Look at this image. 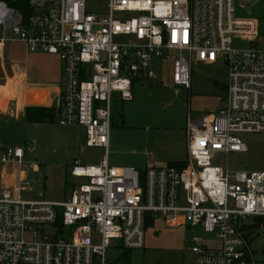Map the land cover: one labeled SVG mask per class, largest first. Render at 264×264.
<instances>
[{
	"label": "built area",
	"instance_id": "built-area-1",
	"mask_svg": "<svg viewBox=\"0 0 264 264\" xmlns=\"http://www.w3.org/2000/svg\"><path fill=\"white\" fill-rule=\"evenodd\" d=\"M91 1L0 0L1 58L12 41L58 56V122L82 126L86 147L106 151L97 165L74 160L69 195L57 202L23 196L36 190L39 164H27L21 146L0 142V264H108L113 241L143 248L157 218L214 237V244L192 237L196 264H258L250 237L264 228V170L213 160L246 152L242 133H264L259 21L236 16L235 0H107L90 11ZM219 61L227 69L219 108L189 117L182 165L109 164L113 93L132 101L133 86L159 71L169 76L164 85L190 88L194 64ZM11 82L22 101L24 82Z\"/></svg>",
	"mask_w": 264,
	"mask_h": 264
},
{
	"label": "rangeland",
	"instance_id": "rangeland-1",
	"mask_svg": "<svg viewBox=\"0 0 264 264\" xmlns=\"http://www.w3.org/2000/svg\"><path fill=\"white\" fill-rule=\"evenodd\" d=\"M96 3L98 6L96 7ZM107 0H92L88 8L103 10ZM235 15L257 19L262 36L257 46L264 49V0L248 3L235 0ZM5 58L0 56V83L8 76L28 73L25 104L36 106L49 100L54 103L57 88L62 84L61 62L56 55L45 52L29 53L18 41L9 42ZM28 61H27V60ZM169 76L159 71V77L145 86H133V100L123 101L119 93L112 96V127L108 162L113 166H132L144 170L151 166H164L187 157L186 140L190 116L215 112L220 105L227 69L223 62L194 64L191 87L164 85ZM45 83L52 84L49 87ZM12 82L2 86L0 98L13 95ZM1 107V103H0ZM247 151L217 154L213 164L251 171L264 170V133H242ZM0 142L15 144L25 150L26 163L37 162L41 176L33 175L36 190L23 194L61 201L69 194L66 171L76 158L89 165L101 162L106 151L86 147L84 129L78 125L27 123L19 117L0 116ZM33 144V147L31 146ZM253 223V218L244 220ZM190 230L188 226L172 227L157 218L154 226L146 229L145 246L127 250L119 240L107 250L108 264H196V256L189 249L193 236H202L209 244L214 237ZM251 249L258 264H264V228L250 237Z\"/></svg>",
	"mask_w": 264,
	"mask_h": 264
},
{
	"label": "crops",
	"instance_id": "crops-1",
	"mask_svg": "<svg viewBox=\"0 0 264 264\" xmlns=\"http://www.w3.org/2000/svg\"><path fill=\"white\" fill-rule=\"evenodd\" d=\"M260 31H261V28H260ZM261 36H262V32H261ZM7 77H8V80H10V81H13L16 78L22 80L24 82V85H25V88H26V82H27V80L29 78V75H28V73H24L23 75L15 74L12 77L7 75ZM4 84L5 83H3V84L0 83V85H4ZM45 84L48 85L49 87H52V84H49V83H45ZM60 92H61V87H60V89L57 88V95H56V99H55L54 103H52V102L50 103L49 100H46L43 103H38V104H36V106H31V107H35V108L36 107L53 108L56 111V122H58V119H59V116H60V114H59ZM0 93H3L1 87H0ZM0 103H1L0 116L7 115V116H14L15 118L19 117L20 119H22L25 122H27L26 121V116H27L26 115V109L28 108V106L25 104V98L21 101L19 98H16L14 95H11V96H6V98H4V97L0 98ZM27 123H29V122H27ZM33 124H45V125H47V124H52V123H33ZM79 127H82V126H79ZM84 132H85V129H84ZM31 146L33 147V144H31ZM186 150H187V140H186ZM183 161L184 160L173 161V162H183ZM39 167H40V170H41V166L40 165H39ZM40 195L44 196L43 193H41ZM68 195H65L64 199H66L68 197ZM49 200H51V199H49ZM63 200H61V201H63ZM57 202H60V201H57Z\"/></svg>",
	"mask_w": 264,
	"mask_h": 264
},
{
	"label": "trees",
	"instance_id": "trees-1",
	"mask_svg": "<svg viewBox=\"0 0 264 264\" xmlns=\"http://www.w3.org/2000/svg\"><path fill=\"white\" fill-rule=\"evenodd\" d=\"M26 121L29 123H55L56 111L53 108L46 107H28L26 109ZM170 165H182L183 162H170ZM58 224H61L60 221ZM128 258V250L123 259Z\"/></svg>",
	"mask_w": 264,
	"mask_h": 264
},
{
	"label": "water",
	"instance_id": "water-1",
	"mask_svg": "<svg viewBox=\"0 0 264 264\" xmlns=\"http://www.w3.org/2000/svg\"><path fill=\"white\" fill-rule=\"evenodd\" d=\"M251 0H242V2H244V3H248V2H250Z\"/></svg>",
	"mask_w": 264,
	"mask_h": 264
}]
</instances>
